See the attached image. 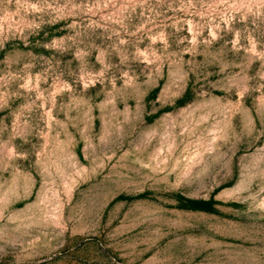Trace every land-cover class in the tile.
<instances>
[{"label":"rangeland","instance_id":"rangeland-1","mask_svg":"<svg viewBox=\"0 0 264 264\" xmlns=\"http://www.w3.org/2000/svg\"><path fill=\"white\" fill-rule=\"evenodd\" d=\"M0 264H264V0H0Z\"/></svg>","mask_w":264,"mask_h":264}]
</instances>
